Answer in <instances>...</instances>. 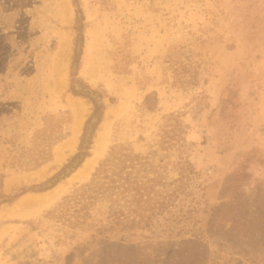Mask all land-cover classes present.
I'll use <instances>...</instances> for the list:
<instances>
[{
	"label": "rangeland",
	"instance_id": "374dc122",
	"mask_svg": "<svg viewBox=\"0 0 264 264\" xmlns=\"http://www.w3.org/2000/svg\"><path fill=\"white\" fill-rule=\"evenodd\" d=\"M80 2L85 27L78 77L105 91L107 104L90 156L101 133L105 146L82 178L72 179L83 163L58 186L13 197L46 181L77 152L93 107L68 92L76 37L73 0H33L24 10L32 57L28 65L14 57L0 68V202L3 195L11 197L0 204V264H177L179 256L180 264H264V0ZM173 46L186 63H200L197 85L174 83L166 61ZM153 92L157 106L148 110L145 97ZM73 99L84 100L85 116L71 150L64 145L75 131ZM173 112L187 126V154L197 169L191 190L205 209L200 223L205 240L188 241L185 250L181 245L170 250L163 234L153 238L148 231L132 241H93L88 232L58 240L61 225L48 212L91 178L112 145L130 142L148 152L158 125ZM24 147L34 152L49 147L51 160L31 170L11 165V155ZM176 176L172 169L171 179Z\"/></svg>",
	"mask_w": 264,
	"mask_h": 264
},
{
	"label": "trees",
	"instance_id": "16d2710c",
	"mask_svg": "<svg viewBox=\"0 0 264 264\" xmlns=\"http://www.w3.org/2000/svg\"><path fill=\"white\" fill-rule=\"evenodd\" d=\"M32 3L33 0H0V68L14 57H19L22 64L28 65L27 60L32 57V51H29L30 23L24 11ZM73 4L76 37L68 92L89 99L93 104L92 112L85 121L77 152L46 181L23 188L13 197L29 190L46 191L76 170L90 156L93 138L107 108L103 101L105 91L91 88L78 77L84 49L85 16L80 0H73ZM177 50L178 47L173 46L166 55V61L173 70L174 83L182 88L197 85L200 63H186L182 58L184 53ZM110 100L112 103L116 101L114 97ZM157 102L156 92L145 97L148 110L156 108ZM53 117L47 116L50 119ZM67 121L66 117L62 123ZM186 127L178 114L173 112L166 114L158 125L157 139L148 152L136 151L130 142L112 145L91 178L77 185L48 212L61 225L62 234L58 240L62 237L73 239L79 232H88L93 241L98 238L132 241L148 231L153 238L163 234L160 236L166 240L162 244L170 245V250L178 245H181L180 250H185L186 247L182 246L186 242L200 243L205 240L206 232L200 224L205 209L191 190L197 169L187 154ZM46 132V127L40 131L42 135ZM59 139L57 137L54 141ZM22 149L20 153L11 155V165L19 164L31 170L51 160L49 147L38 152L26 147ZM172 169L177 176L171 179ZM3 178L4 174L0 173V187ZM10 199L3 195L0 204ZM73 258L74 251L68 254L67 262L71 263ZM180 259L177 264H180Z\"/></svg>",
	"mask_w": 264,
	"mask_h": 264
},
{
	"label": "bare ground",
	"instance_id": "6f19581e",
	"mask_svg": "<svg viewBox=\"0 0 264 264\" xmlns=\"http://www.w3.org/2000/svg\"><path fill=\"white\" fill-rule=\"evenodd\" d=\"M71 103L73 104L74 109L76 110V123H75L76 125H75L74 135L70 139L66 140L64 146L68 149L73 150V149H75V147L77 145L78 137H79V134L81 131V126H82L85 114H84V100L73 99V100H71ZM104 139H105L104 133H101V134H99V136L96 137L95 150H94L93 155L86 158V160L83 162V165L79 169H77L76 172H73V178L72 179L82 178L83 175L88 173L93 168L98 157L100 156V154L102 153V151L104 149V146H105ZM56 187L49 190V192H47V194L45 195L46 200L52 199L53 196H55V194H57L60 191L61 187L60 186L58 188H56ZM26 201L24 200L22 202V205H24L26 203Z\"/></svg>",
	"mask_w": 264,
	"mask_h": 264
}]
</instances>
